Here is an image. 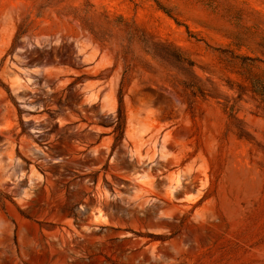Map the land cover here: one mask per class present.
I'll list each match as a JSON object with an SVG mask.
<instances>
[{"label":"rangeland","instance_id":"374dc122","mask_svg":"<svg viewBox=\"0 0 264 264\" xmlns=\"http://www.w3.org/2000/svg\"><path fill=\"white\" fill-rule=\"evenodd\" d=\"M0 264H264V0H0Z\"/></svg>","mask_w":264,"mask_h":264},{"label":"bare ground","instance_id":"6f19581e","mask_svg":"<svg viewBox=\"0 0 264 264\" xmlns=\"http://www.w3.org/2000/svg\"><path fill=\"white\" fill-rule=\"evenodd\" d=\"M113 106H114V105H113ZM134 116H136V115H134ZM134 116H133V117H134ZM88 129H89V128H88ZM160 131H161V130H159V132H160ZM155 133L157 134L158 131H156ZM154 135H155V134H154ZM154 135H152V136H154ZM157 135H159V134H157ZM154 137H155V136H154ZM156 137H157V136H156ZM156 137H155V138H156ZM157 142H158V141H157ZM141 149H142V148H141ZM92 151H93V150H92ZM143 151H144V150H143ZM95 152H97V150H96ZM51 158H52V157H51ZM138 184H139V182H138Z\"/></svg>","mask_w":264,"mask_h":264}]
</instances>
